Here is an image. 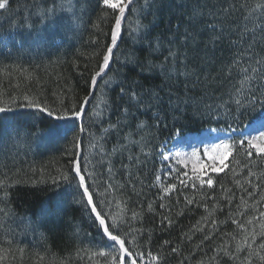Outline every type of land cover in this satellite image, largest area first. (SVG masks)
<instances>
[{
    "label": "trees",
    "instance_id": "1",
    "mask_svg": "<svg viewBox=\"0 0 264 264\" xmlns=\"http://www.w3.org/2000/svg\"><path fill=\"white\" fill-rule=\"evenodd\" d=\"M116 14L103 0H8L0 9V107L13 109L0 113V179L8 177L11 213H0V264H112L118 254L106 247L78 178L62 179L76 133L54 135L60 123L54 117L17 107L28 96L60 114L89 91L95 95L77 122L84 128L82 174L108 223L121 218L119 234H127L134 258L151 251L164 264H234L217 250L226 242L234 249L243 239L234 220L259 232L264 160L237 146L228 168L208 175L213 189H192L185 178L167 196L161 185L174 181L161 163V149L176 133L206 128L224 129L229 142L239 141L245 126L261 118L260 104L241 108L231 98L245 75L255 77L257 96L264 91V0H133L111 71L89 89L111 44ZM121 87L137 92L140 103ZM249 159L254 176L244 167ZM161 171L167 177L156 181ZM185 197L195 202L189 205ZM163 216L173 223L161 224ZM249 242L258 248L261 237Z\"/></svg>",
    "mask_w": 264,
    "mask_h": 264
},
{
    "label": "snow or ice",
    "instance_id": "2",
    "mask_svg": "<svg viewBox=\"0 0 264 264\" xmlns=\"http://www.w3.org/2000/svg\"><path fill=\"white\" fill-rule=\"evenodd\" d=\"M8 0H0V9H6ZM148 0H146V3ZM103 4L105 5L106 9L112 10L114 13H117L114 17V26L111 30V44L106 47V51L102 56V63L99 65V71L95 72L94 75L91 76L89 82V89H95L98 86V79L102 78L103 75H107L109 71H111V64L114 61V48L117 45V37L121 33L122 28V21L126 19L125 13L126 10H129L130 6L133 5V0H103ZM260 7L261 5H257ZM261 41H264V29H262V34L260 37ZM129 62H134L129 58ZM261 63H264V57L261 58ZM255 72V69H252ZM264 79V77H261ZM255 77L252 75H245L243 79L240 81V87L235 89L234 96L231 98L234 100V103L237 107H245V105L250 107H255L257 104L262 106V111H264V91L260 92V95L257 96L256 92L260 91L259 88L256 91L252 90L251 81H253ZM122 83V82H121ZM247 85V87H245ZM121 93L128 92L129 98L132 101H136L138 104L140 103L139 94L135 91L126 90L124 87L120 88ZM95 95L94 91H89L82 100L79 101L78 104H73L71 107L61 108L59 110L60 114H57V110L51 109L48 106L42 105L40 102L30 99L28 96H25L24 99L27 103L17 105L18 108H28L34 109L36 112L46 113L49 117H54L56 121L60 122L57 123L54 127L53 134L59 135L63 133L65 136L68 132H75L76 135L73 138V151L69 153V155L73 158L69 160V172L62 175V179L65 181H69L70 177L73 179L78 178L77 187L82 189L81 197L86 198V204L90 206V211L94 214V222L98 221V228L101 230L102 235L106 237V247L113 248L118 254L111 257L112 264H138V260L142 259L145 255L149 258V264H164V258L159 254L153 255L151 251L147 253H138L135 255L133 252L126 246L127 241V234L121 235L119 234V230L121 224H118L117 221L121 218L118 216H112L111 220L112 223H108V218L105 214H103L99 210L98 203L94 200V193L90 191V185L86 183V178L82 174L84 170L83 165V157H82V140L79 138L80 133L84 132V128L78 124L77 122L82 120L85 115H87V106L91 102V97ZM11 108H4L0 107V113L12 111ZM125 112H128L129 109L125 108ZM96 116L99 117L102 115L100 111H97ZM141 127H143V122H141ZM115 127V125H112ZM254 131H258L259 135H251L250 137H242L239 141H232V142H225L222 141L219 144H214L212 147V152H216L219 149H223L224 151L221 155L217 158L215 156H211L208 151H205V155H208L214 162L210 165H207V168L211 170L213 173H222L228 168V164L225 163L230 157L234 155V149L239 146L240 148H244L245 154L247 157L252 158L254 155L259 157L260 159L264 160V119L259 121V129ZM96 146V145H93ZM79 150V151H78ZM193 156L197 155V152L194 151L192 153ZM217 161L220 166H217ZM239 163V161H238ZM252 163V160L249 159L248 163L244 165L245 169L247 170L248 176H254V173L249 167V164ZM193 175L189 178L188 173H184L186 179L192 181L190 183V187L192 189H203L205 186L209 189L214 188V180L211 176H207L205 172V166H201L199 169L194 167L192 169ZM156 181H161V177L157 176ZM8 177L5 176L3 179H0V191L3 192V199H0V203L4 205V207L0 208V213L3 216L10 215V210L8 205L10 203L9 192H8ZM198 181V184L195 183ZM13 183H18V181H13ZM180 185L185 184V180L179 181ZM247 183L251 184V180H247ZM237 185H240V181H236ZM112 185L109 184L108 188H111ZM254 187L260 188V184L254 185ZM162 192L170 196L174 192H176L177 184L169 183L167 186L161 185ZM107 191V188L105 189ZM227 192V189H225ZM248 196H252V192L249 191L247 193ZM163 198V197H162ZM264 200V197H262ZM185 202L187 204H193L195 201L192 199H188L185 197ZM241 202L245 208H248L249 205L246 201L241 198ZM259 203V201H257ZM207 209V205H203ZM160 208L165 207L164 204L159 205ZM149 210L152 209V204L149 203L148 205ZM138 213L136 211L132 212V218L136 219L138 217ZM211 215V213H209ZM260 230L257 232L253 229L251 232L247 231V226L245 223L234 220L233 222L237 224L238 228L241 230L243 234V239L241 241L235 242L234 249H230L228 247L227 242L218 248V253L223 254L226 257H229L235 264L236 261H239V264H254V257L258 259L261 264H264V255L261 254L264 251V212H260ZM255 219V218H253ZM167 222L169 225L173 223L168 216H163L161 219V224ZM253 220H248L247 224H252ZM115 229V231H113ZM232 241H235V237L232 233L227 234ZM259 235L261 237V242L259 243L258 248H253L252 244L249 240H254L255 237ZM110 242V243H108ZM135 242V238L133 240ZM168 241H165L167 244ZM23 252V249H20ZM178 251L177 248H171V252L175 254ZM244 252H247V255H243ZM100 256H104L105 253L103 251L99 252ZM3 257H0L2 259ZM212 259H215L213 257ZM55 264V262H53ZM62 264V262H60ZM200 264H203L201 261Z\"/></svg>",
    "mask_w": 264,
    "mask_h": 264
},
{
    "label": "rangeland",
    "instance_id": "3",
    "mask_svg": "<svg viewBox=\"0 0 264 264\" xmlns=\"http://www.w3.org/2000/svg\"><path fill=\"white\" fill-rule=\"evenodd\" d=\"M264 119V113L262 117L258 120L251 122L246 125L243 131L240 132V137H250L251 135H259V121ZM230 135L224 130L206 128L199 133H176L170 144L161 149V163L164 169L170 170L172 172L171 183H179L180 180L186 179L184 173H188L191 177L193 175L192 169L196 167L199 169L201 166H205V172L208 176L211 172L207 165L212 164L214 161L205 155V151H208L211 156L219 157L224 151L219 149L216 152H212V147L214 144H219L222 141L229 142ZM196 151L197 155L193 156L192 153ZM227 161H225L226 163ZM179 166L183 171L177 169ZM217 166H220L217 161ZM162 169V170H164ZM167 172V171H166ZM161 171L163 177H167V173ZM139 264H149V258L144 256L142 259L138 260Z\"/></svg>",
    "mask_w": 264,
    "mask_h": 264
}]
</instances>
